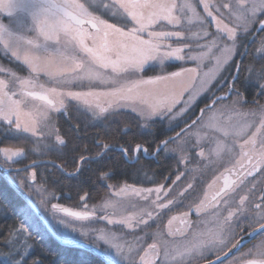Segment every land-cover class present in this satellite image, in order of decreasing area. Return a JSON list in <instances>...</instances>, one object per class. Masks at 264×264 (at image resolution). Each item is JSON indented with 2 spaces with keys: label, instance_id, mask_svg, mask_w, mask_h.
Listing matches in <instances>:
<instances>
[{
  "label": "snow or ice",
  "instance_id": "obj_1",
  "mask_svg": "<svg viewBox=\"0 0 264 264\" xmlns=\"http://www.w3.org/2000/svg\"><path fill=\"white\" fill-rule=\"evenodd\" d=\"M199 2L203 7L204 13H206L207 17L211 18L212 24L215 26L216 31L211 34L212 43L223 44V47L219 48L220 55L213 57L215 71L212 72L204 71V59L207 54L202 53L200 55H188L185 57L181 53L189 45L171 47L170 44L166 43L172 39L180 40L185 38L183 31L166 30V26L171 29L182 27L184 19L182 13H184L185 9L190 13L188 16L189 24L193 20L199 21L201 24L204 23V17L200 16L195 6L189 0H184L183 3H177V0H115V3L118 4L119 8L123 10V13L126 14L127 18L134 25L127 31L122 27L109 24L99 17L93 16L87 11L85 5L78 3L77 0H7L6 5L4 4V0H0V11L6 7L7 13H11L14 7H18L22 13H27L31 17V30L36 32L37 38L43 37L44 41L55 39L59 43L60 37L63 35L66 47L74 45L77 50L87 57L86 61H77L74 55L69 57L65 51L61 50L49 54L59 57L61 60H72L74 63L72 71L80 73L79 76H74L73 79L106 82L109 79L106 77V73L110 71L112 74L110 77L111 82L120 85L117 88L102 93L68 92L66 94L58 93L55 88L44 89L41 85V91L22 90L21 96L31 97L33 100L46 101L56 111L64 107L63 101L58 100L57 104L53 105L52 100L48 99L46 93L54 94L57 97L67 95L73 100L88 104L90 107V97H95L97 101L100 97H105L107 98V108L97 103L98 115H103L109 109H115L124 105L140 104L142 107L138 115L146 124L148 121L155 123L154 118L157 117L160 120L166 117L170 118L175 106L181 103L184 93L188 92L192 87V81L199 80L200 89L189 95L188 100L185 101L186 105L194 102L200 91L210 90L209 86L218 88L220 85L227 83V92L224 96L214 97L212 104L202 108L200 110L201 115L197 116L191 124L186 125V128L177 133L176 137L160 142L156 151L152 154L153 156L159 155L161 149L168 150L167 145L173 139L180 138L186 131L194 128L202 121L204 113L210 111L214 105L226 99H231V105H228V107L236 110L237 106L247 103L243 94L235 86L241 65L236 63L237 75H233L231 81H228L224 73L228 71L230 62L234 60L236 54H244L240 51V47L252 35L251 29L256 28L257 32H264V18H260L264 16V0H217V3H213L212 0H199ZM226 21H232L233 23L230 26V23ZM236 21L239 22V25L235 24ZM22 23L21 21L20 24L22 25ZM85 24L90 25L94 29V32L89 33L84 27ZM202 34L204 37L210 35L207 30H204ZM5 36L8 37L7 40L4 39ZM87 40H90L91 44L86 43ZM225 40L230 43H225ZM0 43H3L6 50H12V55L17 57V59L21 58L20 52L22 46H30L31 51L23 49V61L31 66L34 71L45 70L41 63V56L37 55L36 51L43 48L44 52L47 53L48 49L45 45L37 43L36 39L16 35L8 26L0 22ZM260 45V51L264 53V37H261ZM204 47H208L209 51H211V47L208 44H205ZM162 49L170 50L162 52ZM165 59L179 61L187 59L195 61L196 66L181 68L179 71L156 75L147 79L139 78L123 82L120 79L129 73H141L152 62L160 61L163 63ZM48 74L53 75L51 72ZM218 75L223 77V79H220L216 85H213V81L217 80ZM248 79L250 83L253 82L251 76ZM260 80H264V76H261ZM21 84L25 88L28 86L35 88V85L31 81H22ZM155 85H163V87L152 89L147 87ZM7 87L8 85L5 81L0 80V120L6 122L9 127L14 126L17 132L31 133L35 136L37 134V121L32 119L29 112L23 110V106L26 103L25 99H14L13 97L16 93L9 94L6 90ZM258 88L260 94L264 95V83H258ZM5 100H7V104H5ZM133 111H137V109L133 107ZM258 114L260 119L259 124L256 126V131L239 145L241 159L237 163L240 164L244 171L237 175L236 180L229 181L225 179L224 187L212 196L213 204H220L221 202L228 204L232 199L233 193H236L238 188L245 183V177H252L256 173L264 175V146L261 147L259 152L255 151L254 148L250 149L248 147L249 145H255L258 134L264 136V105L260 106ZM251 115L255 117L257 112H253ZM251 126V123H245L236 129L233 135L240 137ZM217 130L222 131L225 136L229 135L226 129L217 127ZM261 143L264 145V140ZM104 147L108 148V145L105 144ZM67 149V141L57 134L56 142L52 145L51 150L56 151L58 154H64ZM120 151L124 154L127 161L128 150L122 148ZM142 151L147 157V148H141L140 145H137L133 149V153L135 154L133 159H138V154ZM0 155L5 158L6 163L17 162L16 158L22 157L24 150L21 148H3L0 149ZM201 155H203L202 152ZM87 159L81 156V165L87 162ZM182 159H187V157L182 156ZM81 165L77 166L75 173H68V175L74 176L79 174L81 172ZM6 171L10 173L11 169L8 168ZM19 171H27V167L19 169L17 174H19ZM226 171H231V169ZM35 176V172H30L28 178L34 181ZM108 177L109 173L106 172L100 178L106 179ZM180 178V176H177L176 180L178 181ZM22 187L29 188L28 195H31L32 186L25 178H21L19 184L13 180L8 186L7 192L0 190V206L13 208L14 212L19 214V210L15 208V203L23 200L25 197ZM162 188V185L147 189L125 186L121 188V192L131 191L137 196H142L143 199H148V196L155 192L157 194L156 200L152 201V203L159 211L168 208L173 203L171 200L167 204L158 203ZM41 190L37 189V191ZM80 199L84 201L85 197L81 196ZM203 207L205 205L202 202L201 206L197 208V212L201 211ZM52 209L76 220H88L94 215V212L87 210V205L81 211L72 210L59 204H52ZM152 218L153 212L149 211L147 212V219L143 217L139 218L138 224H147ZM242 218L249 221L248 227H252V224L258 225L253 232L249 233L250 236L256 233H264V188L255 184L252 188H249L245 195L240 196L239 204L234 209L228 210L227 216L219 221L218 231L203 235L198 243L187 246L185 253L182 255L191 256L195 260L196 258H205L207 251L215 249L218 254L212 264H222V257L219 253H223L224 257H227L228 253L224 249L235 238V228L241 227ZM134 219L136 217L133 216L115 221L108 219V223H121L132 227ZM177 219H183V217L178 218L173 216L168 221L169 235L176 234L172 231L171 226ZM25 223H28V220H25ZM41 223H46V221L41 220L39 223L29 224L28 227L22 225L18 230H11L8 238L0 244V264H25L31 255V248L33 247V245L27 243L31 239V233L35 232L39 239L43 238L40 232ZM13 233L16 236H20L23 233H28L29 235L25 237L24 243H21L18 239H11ZM222 234H230L227 243L222 238ZM240 243L241 240H237L235 244H232V247H239ZM115 248L120 259H113L108 253H99L104 257L105 264H126V257L122 247L115 245ZM260 255L264 256V251H261ZM158 260L159 249L156 243L149 244L144 254L140 256V264H157ZM32 264H40V259L38 257L33 258ZM261 264H264V261H261Z\"/></svg>",
  "mask_w": 264,
  "mask_h": 264
},
{
  "label": "flooded vegetation",
  "instance_id": "obj_2",
  "mask_svg": "<svg viewBox=\"0 0 264 264\" xmlns=\"http://www.w3.org/2000/svg\"><path fill=\"white\" fill-rule=\"evenodd\" d=\"M81 2L85 5L86 9L93 14V16H97L106 22L113 23L106 20L101 15L103 12L108 13L112 17L115 16L123 20L122 25L124 28H129L130 25H133L130 19L127 18L126 14L123 13L122 9H120L121 12L118 11V14H113L104 9L101 1H90L91 5L80 0L79 3ZM94 6L99 7L100 12L95 11ZM260 18H264V16H261ZM84 27L87 28V30L94 31V29L88 24H85ZM13 32L15 34H20L17 29ZM251 32L252 35L249 36L240 47V51L244 54H236L234 60L230 62L228 71L224 73V76H227L228 81H231L232 76L237 75L235 67L236 63L241 65L235 86L243 94L247 103L237 106L236 110H232L228 107V105H231V99L221 101V103H219V105L221 104L219 110L207 111L204 113L202 124H200V121L197 126L186 131L180 138L173 139L172 142L167 145L168 150L161 149L159 155L153 156L152 154L156 151L160 142L169 137H176L177 133L186 128V125L191 124L197 116L201 115L200 110L202 108H205L206 105L212 104L214 97L224 96L227 92V83L220 85L218 88L209 86L210 90H204L199 93L194 102L190 104V108L187 111L189 116L185 120H173L168 117L164 118L168 120L169 125L172 128V133L167 137L160 139L157 144L152 146H149V144L146 143L147 141L135 142L131 139V134L133 132L136 133L137 131L136 135L140 138H142L143 135L145 136L149 130L146 126L151 121L145 124L140 116L130 110L109 109L103 115H98V110L95 104V107L94 105H91L90 107L88 104H85L82 101L73 100L67 95L57 97L54 94L46 93L48 99L52 100L53 105L57 104L58 100L63 101L64 107L59 111H56L53 107L48 105L46 101L33 100L31 97H25L26 99H29L32 104L47 111L48 115L46 121L42 124L40 130L37 129V134L33 136L31 133L17 132L14 126L9 127L6 122L0 120V149L21 148L24 150V155L20 158H16L17 162L6 163L5 158L0 155V165L6 169L10 168V176L17 184H19L21 178H24V176H17L15 179L12 174H15L19 169H24L38 161L45 162L50 166H55L57 169L61 170L64 176H69L68 173L76 172V170H69L68 167L73 164V161L77 156V166L81 165V156L88 158L87 162L94 165L99 163L102 165H106L107 163L110 164L114 162L113 157H121L123 161H125L127 164V166H125L126 171L123 172L122 175H120V173L116 174L117 179L109 180L114 178L110 177L112 175L111 172L109 177L104 179L106 185L104 193L94 201L86 198L84 195H82L85 197L84 201H81V196L75 202L60 203L59 201H54L51 204H46L45 215L33 197L29 195L51 226L53 227L52 224H54L60 229V231L69 230L71 232L77 231L84 233L90 231L92 232V235H96L99 221L96 222V225L92 224V219L76 220L64 213L56 212L52 209V204H59L76 211L84 210L85 205H87V210L93 212L94 209L98 208L102 201L107 196L112 195L114 189L119 186L158 187L162 185L164 189L169 186L171 188L176 187L177 191L181 190L178 195L171 199V201H173L177 197L181 202L178 201L176 205L172 206L171 204L168 208L161 209L160 212L158 211V220L156 223L158 226L164 225L165 228L169 216L178 212L184 215L183 219H181L183 224L189 222V224L192 225L194 222L201 221L202 226L197 228L203 229L204 235L217 232L219 229V221L227 216L228 210L234 209L235 206L239 204L240 196L245 195L248 189L252 188L254 184L264 188V175L256 173L252 177L244 178L245 183L238 188L236 193H233L232 199L228 204H224L223 202L220 204H213L212 202V196L224 187L225 179L229 181L236 180L237 175L244 171L240 164L237 163V161L241 159L239 145L256 131V126L259 124L260 119L258 114L259 109L261 105H264V95L260 94L258 88V83H264V80H260V77L264 76V53L260 51V40L261 37H264V32H257L256 28L251 29ZM52 42L57 41L53 40ZM49 50L50 49H48V51ZM8 55H2L0 53V62L3 66L5 65V67L11 68L14 72L16 71V73L21 68H25L18 63L17 60H14ZM190 66H193L192 62L182 63L179 60L170 59L166 60L161 65H158L156 61H154L141 73L144 76L156 73L164 74ZM250 76L253 81L251 83L248 79ZM220 79H223V77L218 75L217 80L213 81V85H216ZM47 80L50 79L40 77L41 83H33L35 88L27 87L20 89L18 90L19 94L22 90L41 91V85L44 89H60V87H55L54 85L46 83ZM56 82L59 83L57 80ZM64 82L74 85L70 80ZM91 82L92 81H87V79H80L75 83L73 88L77 90L86 89L88 83L94 85V83ZM19 94L16 93V95ZM62 94H65V91H62ZM253 112H257L255 117L251 115ZM128 113L136 116L140 120L141 127L136 129L129 126L128 118L125 117ZM82 117H88L90 119V121L86 123L88 126L83 127V131H86L84 133H82L78 127V125L81 124ZM180 117L184 118L185 112L181 114ZM115 118L124 119V122L122 123L124 125L119 130H115L114 127V124L119 123L114 121ZM154 119L160 120V118ZM216 120H224L223 127L220 128L228 130V136H225L222 131H218L217 128L213 126V122ZM245 123H251L252 126L242 136L235 137L233 135L234 131ZM57 134L68 143V149L65 150L64 154H58L56 151L51 150L52 145L56 142ZM90 134H92V136H90ZM262 140H264V136L258 134L255 145H249L248 147L250 149L254 148L255 151L259 152L261 147L264 146L261 143ZM72 142H74V144H72ZM83 143H85L88 148L87 154H82L81 144L83 145ZM105 144L108 145V148L104 147ZM137 145H140L141 148H147V157L142 151L138 154V159H133L135 155L133 149H135ZM122 148L128 150L127 161L125 160L124 154L120 151ZM201 152L203 155H201ZM116 153L119 155H115ZM182 156H186L187 159H182ZM32 157H36V159L29 161V158ZM150 160L155 161L157 165L162 168V171H158L157 166L155 173L148 176L150 171L148 172L147 170V163L150 162ZM135 164L138 165V170H136V166H134ZM228 169H231V171H226ZM50 171L51 168L48 169L49 177H46V180L48 181L51 180V175H54V173ZM30 172L34 171L31 170ZM177 176L181 177L178 181L176 180ZM28 177L27 180L33 184L34 181ZM1 178L2 176L0 175V179ZM148 178L151 180L149 185L147 184ZM173 181H175V183H173ZM189 185H191V187H189ZM22 189L27 194L29 193L24 187H22ZM181 193H183V195H181ZM202 202L205 207L197 212V208L201 206ZM210 204L213 206H207ZM29 210L35 216L30 208ZM94 215H97L98 217L97 213H94ZM53 217L55 219H60L62 224L60 223L57 225L56 222H54ZM248 223L249 221L247 219H241V227L235 228V238L232 239L231 243H228L227 247L224 249L225 252H227L232 244H234L239 238L258 227L256 224H252V227H248ZM222 238L227 243L230 234H222ZM261 251H264V233H257L224 258L222 264H261V261H264V256L260 255ZM217 254L216 250L212 249L211 251L206 252L205 258L197 259L201 260L200 263L207 262L215 259ZM219 255L221 256L223 253H219Z\"/></svg>",
  "mask_w": 264,
  "mask_h": 264
},
{
  "label": "rangeland",
  "instance_id": "obj_3",
  "mask_svg": "<svg viewBox=\"0 0 264 264\" xmlns=\"http://www.w3.org/2000/svg\"><path fill=\"white\" fill-rule=\"evenodd\" d=\"M79 1L80 0H77L78 3ZM89 1L92 2L101 1L104 9L108 10L109 13L118 14V11L121 12L118 4L115 3V0H89ZM183 2L184 0H177V3H183ZM189 2L195 6L196 11L200 14V16L204 17V23L201 24L199 21L193 20L192 23L189 24L188 16L190 15V13H188L187 9H185L184 13H182V16L184 17L182 21V27L171 29V28H167L166 26V30L183 31L185 34V38L180 40L172 39L170 41H167L166 43L170 44L171 47H183L185 44L189 45V47L185 48L184 52L181 53L185 57H187L188 55H200L202 53L207 54L206 58L204 59V65H205L204 71L206 72L215 71L214 68L215 61L213 57L220 55L219 48L223 47V44L212 43L211 34L215 33L216 31L215 26L212 24L211 18L207 17L206 13H204L203 7L200 4L199 0H189ZM212 2L217 3V0H212ZM6 3L7 0H4L5 5ZM87 11L91 13L89 10ZM21 21L23 22L22 25L20 24ZM0 22L4 23L12 31L17 29L20 32V34H16V35H21V36H26L28 38L36 39L37 43L43 44L47 47V49H50L49 51H47V53L44 52L43 48L36 51V54L41 56V63L45 70L34 71L33 68L28 64H26L22 59L23 49H27L31 51L30 46L23 45L22 50L20 52L21 58L17 59V57L12 55V50L10 49L6 50L4 48L3 43H0V53L2 55L9 54L8 56L12 57L14 60H17L18 63H20L25 67V68H21L16 73V71L14 72V70L5 67V65L3 66V64L0 62L2 64V65L0 64V80H4L5 83L8 85L6 90L9 92V94L11 93L19 94L18 90L25 88L21 84L22 81L41 83L40 77L50 79L47 80L46 83H49L50 85H54L55 87L56 86L60 87V89H58L57 92L62 93V91H65V94L66 92L67 93L68 92L102 93L120 86L118 83L111 82L110 77L112 74L110 71H108L106 73V77H108L109 79H107L106 82H101L100 80H95V81L91 80L92 81L91 83H94V85L88 83L86 89H79V90L74 89L73 86H75V83L80 79H73V77L79 76L80 73L72 71V69L74 68V63L72 62V60L71 59L61 60L59 57H54L49 54L55 53L57 50H61V51H65L69 57L74 55L77 61H82V60L86 61L87 57L83 53L77 50L74 47V45L66 47L64 43L63 35H61L59 43L52 42L55 39L44 41L43 37L37 38L36 32L34 30H31V17L27 13H22L18 7H14L11 13H7L6 7L4 10L0 11ZM226 22L230 23V26L233 23L232 21H226ZM109 24H114L117 27L124 28L123 25H119L117 23H109ZM235 24L239 25L238 21H236ZM133 26L134 25H130L129 28H124V30L127 31ZM204 30H207L210 33V35L204 37L202 34ZM88 32L91 33L94 31L88 30ZM4 39L7 40L8 37L5 36ZM86 43L91 44V41L87 40ZM225 43H230V42L225 40ZM205 44H208L211 47V51H209L208 47H204ZM168 50L170 49H162L161 51L163 52ZM166 60H170V59H165L163 62H165ZM171 60H175V59H171ZM181 62L182 63L192 62L193 66L190 67L196 66L195 61L185 59ZM156 63L158 65L162 64L160 61H156ZM179 70H175V71H179ZM49 72L53 73V75H49L48 74ZM156 75H163V74L156 73V74H150L144 76L142 73H138V74L129 73L126 74L125 76H122L120 79L123 82L125 80L130 81L139 78L147 79L149 77H154ZM56 80L59 81V83H57ZM67 80L72 81L74 85L73 84L71 85L68 82H64ZM191 84L192 87L189 89L188 92L184 93L181 103L177 104L173 109V113L171 114L170 119L185 120L186 118H188L189 113H187V111L190 108V104L186 105L185 101L188 100L190 94L200 89L199 80L192 81ZM147 87L149 89L162 88L163 85H155V86H147ZM201 92L202 91H200L199 93ZM62 96L63 95H61L60 97ZM13 98L25 99L26 103L23 106V110L29 112L31 114L32 119L37 121V129L40 130V128H42V124L46 121V117L48 115L47 111H45L43 108H40L35 104H32L29 99H26L25 97H21V93L19 95H15ZM89 100L91 101V105L94 104L96 105L97 103H99L101 106L105 108L107 107V103H106L107 98L105 97H100L98 101L95 97H90ZM7 103H8L7 100H5V104ZM220 106L221 104L220 105L217 104L210 111L219 110ZM133 107H135L137 111H133ZM141 107L142 105L140 104H136V105L128 104L122 107L115 108L114 110H130L138 115ZM184 112H185V117L184 118L180 117V115L183 114ZM202 123L203 120L200 122V124ZM213 123H214L213 125L214 127L220 128L223 127L224 120L223 121L216 120ZM124 187L125 186H119L115 188L113 194L107 196L102 201L101 205L98 207L99 209L98 208L94 209L93 212L97 213L98 217L97 215H93L90 219H92V224H96V222L99 221L98 230H96L97 231L96 235H92V232L90 231L84 233L77 231L71 232L69 230L67 231L59 230L61 235L80 239L94 246H97L101 248L105 253H108L113 259H120L115 248V245H120L125 253L126 264H140V256L144 254L145 249L151 243H156L158 245L159 260L157 264H198L201 262V260H198L197 258L193 260L191 256L182 255L185 253V249L187 246L198 243L199 240L204 235V230L197 228L199 226H202L201 221L194 222L192 225H190L189 222L183 224L181 219H177L176 221L173 222L171 226L172 231L176 234L169 235L168 221L173 216L179 218V217H183L184 215L178 212L174 213L170 215L169 218L167 219V224L165 228L164 225L158 226L156 224L158 220L157 219L158 210L156 206L152 203V201L156 200L157 194L153 192L148 196V199H143L142 196H137L131 191L121 192V188ZM132 187L147 189V188H155L157 186L155 187L132 186ZM176 191H177L176 187L171 188L168 186L165 189L162 188L159 194L160 200L158 201V203H164V204L168 203L169 200H171L173 197H175L181 192V190L177 192ZM178 201L180 200L177 199L176 197L173 200L172 206L176 205ZM149 211L153 212V218L149 220L147 224H138L139 218L143 217L144 219H147V212ZM128 216L136 217V219L132 221V225H133L132 227H128L125 224H121V223H112V224L108 223V219H112L115 221L122 218H126ZM102 217H104V219H102ZM53 220L54 222H56L57 225H59L60 223L62 224V221L60 219L54 218Z\"/></svg>",
  "mask_w": 264,
  "mask_h": 264
},
{
  "label": "trees",
  "instance_id": "obj_4",
  "mask_svg": "<svg viewBox=\"0 0 264 264\" xmlns=\"http://www.w3.org/2000/svg\"><path fill=\"white\" fill-rule=\"evenodd\" d=\"M82 1L91 5L89 0ZM94 10L100 12L99 7L94 6ZM101 15L110 22L117 23L119 25L123 24V20L115 16L112 17L106 12L101 13ZM125 117L128 118L129 126L131 128L138 129L141 127L140 120L136 116L128 113ZM88 121H90L88 117H82L81 124L78 125L82 133L86 132L83 131V127L88 126L86 125ZM114 121L119 122L114 124L115 130H119L124 125L122 124L124 119L115 118ZM155 121V123L151 121L146 126L149 130L145 136L143 135L142 138H140L136 135L137 131L136 133L133 132L131 134V139L135 142L147 141L146 143L149 144V146H152L157 144L160 139L165 138L172 133V128L170 127L167 119ZM90 136H92V134H90ZM72 144H74V142H72ZM81 146L82 154H87L88 148L85 143H83V145L81 144ZM115 155L119 154L116 153ZM34 159H36V157L29 158V161ZM77 159L78 156L74 159L73 164L68 167L69 170L75 171L77 169ZM113 161L114 162L110 164L107 163L106 165H102L100 163L94 165L85 162L81 165V172L74 176H64L61 170L57 169L55 166H50L45 162L38 161L29 165L27 167V171H20L19 174L16 172L15 174H12V176L15 179L17 176H24V178L27 179L31 170L36 173V179L33 184L28 180L27 181L32 186L31 196L46 215V204H51L54 201H59L60 203L75 202L82 195L92 201L99 198L106 189L105 181L100 177H102L106 172L109 174L112 172L110 177L114 178L109 180H114L117 179L116 174L120 173V175H122L123 172L126 171L125 166H127V164L121 157H113ZM137 164L134 165L136 166V170H138ZM147 166L148 172L150 171L148 176L155 173L157 166V170L162 171V168H160V166L153 160H150V162L147 163ZM49 168H51V171L54 173V175H51L50 181L46 180V177H49ZM150 183L151 180L148 178L147 184L149 185ZM8 186L9 184L2 177L0 179V190L7 192ZM24 188L29 192V188ZM37 189L42 190L37 191ZM15 208L19 210V214L15 213L13 208L0 206V244L8 238V234L11 230H18L22 225L24 227H28L31 223H39V220H37L36 216L31 213L24 200L16 202ZM25 220H28V223H25ZM52 225L57 233H60V229H58L54 224ZM40 232L43 237L42 239H39L36 233L33 232L31 233V239L27 241V243L33 245V247L31 248V255L28 257L25 264H32L33 258L37 257L40 259V264H104L96 255L89 253L86 250L59 244L53 237H51L42 225ZM28 235V233H23L20 236H16L15 233H13L11 239H18L21 243H24L25 237Z\"/></svg>",
  "mask_w": 264,
  "mask_h": 264
},
{
  "label": "water",
  "instance_id": "obj_5",
  "mask_svg": "<svg viewBox=\"0 0 264 264\" xmlns=\"http://www.w3.org/2000/svg\"><path fill=\"white\" fill-rule=\"evenodd\" d=\"M169 138H171V137H169ZM169 138H166V139H169ZM166 139H164V140H166ZM0 170H3V171H0V175L10 185L12 183L13 179L10 176L9 172L6 171L7 169L4 168L2 165H0ZM22 191L25 193V197L23 199L24 202L29 206V208L32 210V212L35 214V216L38 218V220L40 222H41V220L46 221V223H41V224L43 225L45 230L51 235V237H53L61 245H64V246H67V247L80 248V249L86 250L89 253H92V254L96 255L105 264L104 257L99 254L101 252L105 253L101 248H99L97 246H94V245H92V244H90L88 242H85L83 240L76 239V238H73V237L62 236L59 233H57L54 230V228L51 226V224L48 222L46 217L42 214V212L37 207V205L34 203V201L30 198V196L23 189H22ZM253 231H254V229L252 231H250V232H253ZM249 233H247L246 235L242 236L241 237L242 239L241 238L238 239V240H241L240 245L244 244L247 240L251 239L254 236V235L250 236ZM237 248L238 247L234 248V247L231 246L227 250L228 255H230L232 252H234ZM221 257H222V260L224 258H226V257H224V255H221ZM215 260H216V258L211 260V261L202 262V263H199V264H212V262L215 261Z\"/></svg>",
  "mask_w": 264,
  "mask_h": 264
}]
</instances>
